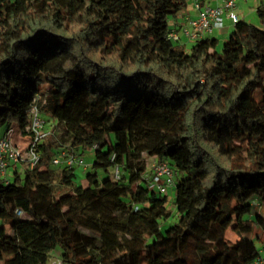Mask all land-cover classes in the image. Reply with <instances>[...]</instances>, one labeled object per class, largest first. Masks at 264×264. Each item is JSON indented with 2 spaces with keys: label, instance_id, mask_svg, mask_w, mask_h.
<instances>
[{
  "label": "trees",
  "instance_id": "obj_1",
  "mask_svg": "<svg viewBox=\"0 0 264 264\" xmlns=\"http://www.w3.org/2000/svg\"><path fill=\"white\" fill-rule=\"evenodd\" d=\"M187 3L0 0V136L26 135L35 106L66 133L77 124L71 146L92 158L86 186L64 167L58 190L45 145L43 170L0 181V264H48L57 248L61 264L264 254V4L259 25L238 20L221 45L185 51L168 33ZM146 157L174 170L171 208L149 189Z\"/></svg>",
  "mask_w": 264,
  "mask_h": 264
},
{
  "label": "built area",
  "instance_id": "obj_2",
  "mask_svg": "<svg viewBox=\"0 0 264 264\" xmlns=\"http://www.w3.org/2000/svg\"><path fill=\"white\" fill-rule=\"evenodd\" d=\"M197 11L196 16H184L176 28L170 29L168 38L182 45V41L193 44L200 39L212 37L224 27V21L229 20L235 25L239 18L237 15L236 0H222V5L210 7L202 5L199 0L193 4ZM51 135L47 129V123L35 106L29 109V125L27 134L22 135L14 129H8L0 136V181L9 182L16 172L22 168L33 169L42 157L41 147ZM51 166H64L68 168H79L85 170L88 165L82 157L75 153L58 152L50 160ZM114 180L120 179V171L116 167L113 171ZM175 173L167 163H155L151 171L149 189L156 191L162 196H168L169 191L173 193ZM17 212V215H20ZM48 264H61L60 260H50ZM252 264H264V256L261 255Z\"/></svg>",
  "mask_w": 264,
  "mask_h": 264
},
{
  "label": "rangeland",
  "instance_id": "obj_3",
  "mask_svg": "<svg viewBox=\"0 0 264 264\" xmlns=\"http://www.w3.org/2000/svg\"><path fill=\"white\" fill-rule=\"evenodd\" d=\"M249 23L259 25V21H258L256 14H255L254 21L249 22ZM218 44H219V41H218ZM44 119L47 123V129H48V131H50L51 135L43 143V145L46 146L45 148L47 150L49 149L50 154H51V158L53 156H55L58 152H62V151L72 152V153H75L76 156L84 158L85 164L88 165V168H89V164H90L91 159H92L91 154L88 151H85L82 155H79V152L81 151V149L79 148L76 150V149L72 148V146H71L73 139L81 138V137L85 136V133L82 131V129L77 124H73L72 129L68 133H66L64 131V128L57 123V120L55 118H52L48 115H44ZM14 130H16V128H14ZM4 133H5V127L1 130V135H3ZM50 159H49L46 166L53 173V177L55 179L54 180L55 186L57 187L58 190H61V185L59 184L60 183V174H61V171L64 168V166H59V167L51 166ZM145 163H146V174H149L152 171V168L155 165L156 160L154 158L146 157ZM44 166H45V164L41 163V164L37 165V169L43 170L45 168ZM88 168H86L85 170L79 169V168L74 169V171L77 174L78 179H79L78 184L81 186L87 185V180L85 179L84 176L86 175ZM24 169L25 168H22L21 171H23ZM167 198H168V207L171 208L172 207V205H171L172 191L171 190L169 191ZM37 208L39 209V211H42V212L46 211L47 210V203L45 202V200H42ZM259 213L264 218V207H262L260 209ZM54 214L56 216H60L59 213L55 212ZM229 239L234 240L235 236L233 234H230ZM258 247L261 249V246L259 244H258ZM55 251L56 252H53L51 254L49 261L50 260H60V257H59L60 249L57 248Z\"/></svg>",
  "mask_w": 264,
  "mask_h": 264
},
{
  "label": "crops",
  "instance_id": "obj_4",
  "mask_svg": "<svg viewBox=\"0 0 264 264\" xmlns=\"http://www.w3.org/2000/svg\"><path fill=\"white\" fill-rule=\"evenodd\" d=\"M202 5L217 7L222 5V0H199ZM195 0H188V3L184 10L179 12L175 17L170 20L169 28L174 29L177 27L179 23H181L184 19L185 15L189 17H194L197 14L193 4ZM237 3V15L239 20H243L246 22H252L255 18V12L259 5L264 4V0H236ZM234 25L231 24L229 20L224 21V27L218 33H215L213 37L219 41V45L225 42L228 37L231 35L233 31ZM222 42V43H221ZM182 46L185 51H189L191 48V44L187 43L185 40L182 41ZM264 256V254H261Z\"/></svg>",
  "mask_w": 264,
  "mask_h": 264
}]
</instances>
